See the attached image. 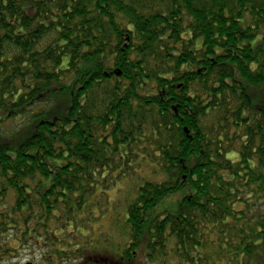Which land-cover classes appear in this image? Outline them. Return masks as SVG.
I'll return each mask as SVG.
<instances>
[{
    "label": "trees",
    "instance_id": "trees-1",
    "mask_svg": "<svg viewBox=\"0 0 264 264\" xmlns=\"http://www.w3.org/2000/svg\"><path fill=\"white\" fill-rule=\"evenodd\" d=\"M9 240L264 264V0H0V264Z\"/></svg>",
    "mask_w": 264,
    "mask_h": 264
},
{
    "label": "rangeland",
    "instance_id": "rangeland-1",
    "mask_svg": "<svg viewBox=\"0 0 264 264\" xmlns=\"http://www.w3.org/2000/svg\"><path fill=\"white\" fill-rule=\"evenodd\" d=\"M110 196L115 201V203L117 202V206L121 205L126 199H129L130 197L133 199L134 195L132 194V183H121L119 186V191H112ZM107 226L108 223L104 222V231H106ZM10 234L11 233H7L4 236L9 237ZM117 234L121 235V231L119 229L116 230V235ZM9 243L10 244L7 248L12 250L5 256L1 257V264H48L42 257L45 250H47L42 243L40 245H34V242H32L30 245H28L29 243L25 245H18V243L10 240Z\"/></svg>",
    "mask_w": 264,
    "mask_h": 264
},
{
    "label": "water",
    "instance_id": "water-1",
    "mask_svg": "<svg viewBox=\"0 0 264 264\" xmlns=\"http://www.w3.org/2000/svg\"><path fill=\"white\" fill-rule=\"evenodd\" d=\"M29 264V263H28Z\"/></svg>",
    "mask_w": 264,
    "mask_h": 264
}]
</instances>
